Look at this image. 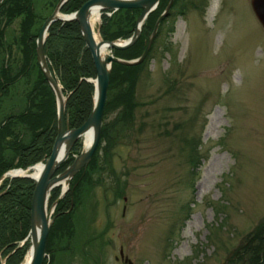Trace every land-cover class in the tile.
I'll return each instance as SVG.
<instances>
[{
	"label": "rangeland",
	"instance_id": "obj_1",
	"mask_svg": "<svg viewBox=\"0 0 264 264\" xmlns=\"http://www.w3.org/2000/svg\"><path fill=\"white\" fill-rule=\"evenodd\" d=\"M52 1L34 0L36 28ZM178 4L172 27L157 25L132 119L105 117L112 172L97 173L75 214L96 246L106 240L105 264H240L236 249L264 221V30L249 0ZM17 21L4 30L9 44ZM28 87L17 79L0 115L24 108ZM119 248L129 263L114 259Z\"/></svg>",
	"mask_w": 264,
	"mask_h": 264
},
{
	"label": "trees",
	"instance_id": "obj_2",
	"mask_svg": "<svg viewBox=\"0 0 264 264\" xmlns=\"http://www.w3.org/2000/svg\"><path fill=\"white\" fill-rule=\"evenodd\" d=\"M57 1H52L50 6L52 9ZM84 1L66 0L60 6L59 11L61 13L72 12ZM166 2L167 0L158 1L156 9L146 17L140 35L133 44L124 49H111L112 54L123 59L139 56L156 15L163 9ZM178 2L179 0L172 1L166 16L159 23L158 30L163 25L169 24V27H172L174 9L178 14L181 13L182 7ZM51 8L50 10H52ZM138 12L139 9L134 8H119L112 11L110 15L102 12L98 28L100 37L104 40L127 38L132 32ZM44 16L41 17V20ZM15 19L18 21L17 35L14 39L20 45L19 52L23 55L21 58L23 63L19 73L15 75L5 74L7 69L0 63V87H2L1 92L3 95L18 79L19 75L26 73L32 62L33 66L36 67L34 51L31 49L35 37L34 28L36 29L34 27L36 19L34 0H2L0 3V50L6 48L8 53L10 48L9 43L4 39V30ZM45 45L47 46V54L49 53L52 65L57 72L62 91L66 95L65 110L68 114V124L71 127L79 126L88 115L91 107L93 84L87 78L93 79L95 71L77 23L73 20L65 22L55 20L51 22L48 26ZM151 46L141 63L123 65L118 62H111L98 143L85 167L73 177L69 193L57 203V210L66 209L69 206L71 195L72 208L68 212H60L56 215L47 239L57 233L64 234L68 239L74 235L76 223L73 221V214L77 207L84 203L85 190L92 185L98 172L103 173L105 170L112 172L107 159V151L112 142L110 137L112 122H105V117L108 113L116 111L121 122L126 123L132 119V111L136 107L134 100L135 83L145 61L151 55ZM36 71L38 77L33 84L36 93L32 90L29 91L27 98L31 106L40 109L37 112L38 114H31L30 110H23L16 115H7L0 120V175L13 166L24 167L31 164L48 152V147L40 142L39 135L48 127V124L45 123V120H47L45 109H49L51 117L54 118V96L40 70L37 68ZM15 123L20 128L23 127L29 131L27 139H23L21 136L23 133L12 127ZM7 136L12 137L10 141L6 140ZM11 141H14V151L17 157L14 163H12L13 158L10 161L3 159V151L1 150L4 143L9 145ZM102 141L103 145H101ZM80 145V142L77 141L75 148L78 150ZM101 149L102 155L99 159ZM70 161L71 158H68L65 164ZM114 186L115 194L120 195L122 192L121 186L117 183ZM32 187L33 181L24 177L4 178L0 183V255L4 257V264H18L27 250V241L25 240L22 245H18V241L26 236L28 230L29 201ZM183 218H187L186 211ZM83 226L84 229H87L85 225ZM84 229L81 230L80 227L81 233L85 232ZM240 248H243V250L239 251ZM240 248L236 249V257L240 264H264V221L255 225ZM232 255L235 257V253Z\"/></svg>",
	"mask_w": 264,
	"mask_h": 264
},
{
	"label": "water",
	"instance_id": "obj_3",
	"mask_svg": "<svg viewBox=\"0 0 264 264\" xmlns=\"http://www.w3.org/2000/svg\"><path fill=\"white\" fill-rule=\"evenodd\" d=\"M1 1L2 0H0V3ZM65 1L66 0H58L56 2L53 10L42 21L35 38L36 61L49 87L51 88L55 99L57 133L53 141L50 154L41 164V169L34 179V187L31 193L29 206L28 251L30 252V257L28 264H41L44 256L45 239L52 221L50 218V211H46V200L49 190L51 187L60 182L66 185L73 174L87 164L98 143L111 62H118L123 65L140 63L144 59L152 39L155 36L159 21L166 15L172 2V0H168L162 12L156 18L152 30L148 35L143 50L139 56L131 59H123L116 57L109 52L101 54V45H106V49L109 50L110 48L124 49L133 44L140 34V29L144 20L147 15L154 10L158 0H86L73 12L62 14L59 12V8ZM249 5L255 19L264 29V0H249ZM118 8L140 9L137 17L135 18L130 36L126 39L116 38L114 40H104L98 33L97 25L96 34L99 37V41L95 42L92 37V29L89 25V15L91 10L96 9L99 16L101 10H116ZM55 20H60L61 22L73 20L77 23L81 38L89 52L95 71L94 78L90 80L93 83V95L90 110L84 121L75 128L67 127V123L64 118L65 98L60 92L59 85L54 81L48 72L42 49L47 27ZM97 21L99 24L100 20L98 19ZM88 130H90V141L88 146L86 148H83L82 146L79 153L74 155L71 163L67 165L58 175L51 177L54 169L66 158L72 143L82 137ZM5 175H9L10 177L26 176L25 174H12V171H7L0 176V179ZM0 264H4V257L0 256Z\"/></svg>",
	"mask_w": 264,
	"mask_h": 264
},
{
	"label": "flooded vegetation",
	"instance_id": "obj_4",
	"mask_svg": "<svg viewBox=\"0 0 264 264\" xmlns=\"http://www.w3.org/2000/svg\"><path fill=\"white\" fill-rule=\"evenodd\" d=\"M102 12L105 13L106 15L111 14V12L106 13L105 11H101V13ZM48 13H46L45 16ZM39 26H40V24H39ZM39 26L36 29L34 28L35 37H36V34L38 32ZM15 32H16V34H15V36H16L17 35V27H16ZM47 33H48V28L46 30V36H47ZM35 37H34L33 47L31 48L34 51V55H35ZM45 40H46V37L44 38L42 49H43V54H44L46 66L48 68V72L50 73V76L54 79V81L59 85L60 92L66 101V95L62 91V87H61L60 82L58 80L57 72L52 65L51 57H50L49 53L47 54V46L45 45ZM8 46L10 48L9 53L6 52V48L3 50H0V63H2L3 64L2 66L7 69V73H5V74H14L15 75V74L19 73V71L22 67L23 61L21 60V58L23 57V55H21L19 52L20 45L17 44L16 39H13L12 42L10 44H8ZM13 47L17 48L16 51L19 54L17 59H14V57H12V55H11ZM2 54H3V57H2ZM34 62L36 63V67L33 66V62H32L29 65V68L27 69L26 73L24 75H19V77H18V79L19 78L29 79V87L24 93L25 103H26L25 107L24 108L21 107V109L19 111H16V112H9L7 115H11V114L16 115L17 113H19L20 111H23V110H26V111L30 110L29 112L31 114H35V113L38 114L37 112L40 109H35V107L31 106V103L28 102V98H27V93L29 91L32 90L33 92L36 93V90L34 89L33 84H34V80L38 77V72L36 70H37V68L40 70V68H39L38 63L36 61V57L34 58ZM40 72H41V70H40ZM43 78H44L45 82L47 83L44 76H43ZM47 85H48V83H47ZM1 88L2 87H0V99L2 98V95H3L1 92ZM0 110H1V108H0ZM45 112H46V116H47L46 117L47 120H45V123L48 124V127H46L41 132V134L39 135V139H40V142L42 144H44V146L46 145L48 147V152L44 153L40 159L32 162L31 164H28L24 167L13 166V167L5 170V171H8V170H14V171L15 170H29L37 163L42 164L46 160V158L49 156L53 141H54V139L56 137V133H57L55 99H54V114H53L54 118L51 117L49 109H45ZM7 115L4 113L1 114L0 120L3 119L4 117H6ZM64 118H65V121L67 123L68 128H75V127L69 126V124H68V121H67L68 114H67V111L65 110V103H64ZM12 127L14 129L18 130L19 132L23 133L21 135L23 139H27L29 137V131L27 129H25L23 127L20 128L19 125H17L16 123ZM76 127H78V126H76ZM12 135H13V132H12ZM6 138H7L6 139L7 141L8 140L10 141V138H12V137L7 136ZM77 141H79L81 144L80 139H77L76 141H74L72 143V145L70 146V148L68 150V154H67L66 158L54 169V171L51 174V177L56 176L61 171H63L64 168L71 163L74 155L79 153L80 148L78 150L75 148V144ZM13 142L14 141H11L9 145L4 143L3 147L1 146L2 147L1 150L3 151V155H2L3 159L6 161H10L13 158L12 163H14L17 159V157L15 156V151H14L15 150V144ZM80 147H81V145H80ZM68 158H71V161L69 163L65 164V162L67 161ZM63 164H65V165L63 166ZM60 167H63V168L59 169ZM84 167L80 168L76 173H74L73 176L68 180L66 185L63 184L62 182H60V183H57L56 185H54L53 187H51V189L49 190V194H48L47 200H46V211H50V218L52 219L50 228L52 227L53 221H54V219L58 213L68 212L72 208L71 195H70L69 206L66 209H58L57 210L56 205L59 202V200H62L63 198H65L66 194L69 193L70 185H72L73 177ZM22 174H24V173H22ZM25 175L26 176H20V177L31 179L33 181V187H34L35 177H33L31 175V173H29V172L28 173L25 172ZM4 178H7V177H4ZM1 181H0V183H1ZM33 187H32V190H33ZM31 193H32V191H31ZM54 194H55V196H54ZM30 198H31V195H30ZM29 206H30V201H29ZM79 207H80V205L77 207L75 213L73 214V221L76 223V230L74 228V235L71 236L69 239L62 233H57V234L52 235L50 238L47 239V236H48V233L50 230V228H49L46 239H45L44 256H43L41 264H67V260L70 262L71 257L74 256L75 254L77 255V260H78V258L80 260V255H81V257L85 258L86 260H89L90 264H105V262H106L105 254L106 253H105V250L103 248H104V245L106 243V240L103 241V243H104L103 245H100L98 247V246H96L97 237H98L96 232L94 234H90L89 232H87V234H85L86 233V231H85L84 232L85 236L79 237L80 236V224L78 223V215L77 216L75 215L76 212L78 211ZM28 221H29V217H28ZM87 222H88V220L84 222V225L88 229ZM28 230H29V226H28ZM28 230H27L26 236L22 240L23 241L26 240L28 245H29ZM81 241H82V243H81ZM98 253H101V258L97 257ZM114 259L115 260L118 259L121 262L129 263L128 259L122 253V248L118 249V257L115 256Z\"/></svg>",
	"mask_w": 264,
	"mask_h": 264
},
{
	"label": "bare ground",
	"instance_id": "obj_5",
	"mask_svg": "<svg viewBox=\"0 0 264 264\" xmlns=\"http://www.w3.org/2000/svg\"><path fill=\"white\" fill-rule=\"evenodd\" d=\"M98 18H99L98 17V11L96 9H92L90 12V15H89V25H90V28L92 29V37H93L95 42L99 41V37L93 30V24L95 21L98 20ZM105 50H106V45L102 44L100 47V53L101 54L105 53ZM89 141H90V130L86 131L84 133V135L82 136L83 148H86L88 146ZM40 169H41V164L37 163L29 170H15V171H12V174H22V173L25 174V172L26 173L29 172V173H31V175L33 177H36L38 175ZM29 257H30V252L28 251L21 264H28Z\"/></svg>",
	"mask_w": 264,
	"mask_h": 264
}]
</instances>
